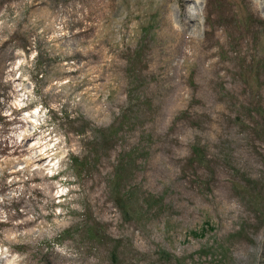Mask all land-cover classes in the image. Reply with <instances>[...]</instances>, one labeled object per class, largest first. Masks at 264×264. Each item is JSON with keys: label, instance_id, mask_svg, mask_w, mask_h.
Wrapping results in <instances>:
<instances>
[{"label": "rangeland", "instance_id": "rangeland-1", "mask_svg": "<svg viewBox=\"0 0 264 264\" xmlns=\"http://www.w3.org/2000/svg\"><path fill=\"white\" fill-rule=\"evenodd\" d=\"M187 1L0 0V264H264V0Z\"/></svg>", "mask_w": 264, "mask_h": 264}, {"label": "trees", "instance_id": "trees-1", "mask_svg": "<svg viewBox=\"0 0 264 264\" xmlns=\"http://www.w3.org/2000/svg\"><path fill=\"white\" fill-rule=\"evenodd\" d=\"M250 15H251V18H253V20H256L257 19V18L255 19V17L253 16V14H250ZM95 153H96V151L94 152V154ZM70 157H71L70 162L73 164V169H75L74 170L75 173L78 174V173L82 172L84 166L87 164L86 163L87 162V159L80 160V156H78L76 153H71ZM111 180L117 181L113 177L111 178ZM116 198H117V202L125 205V203H126V195H125L124 192L123 193H118L117 192Z\"/></svg>", "mask_w": 264, "mask_h": 264}, {"label": "bare ground", "instance_id": "bare-ground-1", "mask_svg": "<svg viewBox=\"0 0 264 264\" xmlns=\"http://www.w3.org/2000/svg\"><path fill=\"white\" fill-rule=\"evenodd\" d=\"M182 1H183V4H184V3H186L187 0H182ZM179 2H180V1H179ZM187 3H188V1H187ZM108 6H109V5H108ZM187 6H188V4H187V5H184V7H187ZM181 7H182V6H181ZM107 8H108V7H107ZM107 10H108V9H107ZM186 13L189 14L187 11H186ZM187 14H186V15H187ZM187 16H188V15H187ZM189 16H190V15H189ZM184 20H185V19H184ZM193 21H194V20H193ZM185 22H186V21H185ZM187 22H188V23H186V25H185V29H188V28H189L190 30L193 29L194 26H193V24L191 25L192 20H191V21H187ZM193 23H194V22H193ZM180 26H181V25H180ZM188 26H189V27H188ZM192 26H193V27H192ZM183 27H184V26H183ZM176 29H177V28H176ZM183 30H184V29H183ZM179 33H181V31H179ZM183 33H184V32H183ZM183 33H182V34H183ZM188 33H189V32H188ZM188 33H187V34H188ZM187 36H188V35H187Z\"/></svg>", "mask_w": 264, "mask_h": 264}]
</instances>
